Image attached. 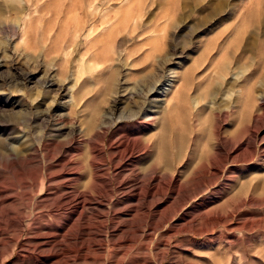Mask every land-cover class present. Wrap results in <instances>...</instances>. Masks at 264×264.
<instances>
[{"label":"rangeland","instance_id":"1","mask_svg":"<svg viewBox=\"0 0 264 264\" xmlns=\"http://www.w3.org/2000/svg\"><path fill=\"white\" fill-rule=\"evenodd\" d=\"M0 264H264V0H0Z\"/></svg>","mask_w":264,"mask_h":264},{"label":"bare ground","instance_id":"2","mask_svg":"<svg viewBox=\"0 0 264 264\" xmlns=\"http://www.w3.org/2000/svg\"><path fill=\"white\" fill-rule=\"evenodd\" d=\"M30 20H31V19H30ZM27 21H28V20H27ZM29 27H30V26H29ZM91 29H92V28H91ZM29 33H30V32H29ZM24 34H25V36L28 34V30H27V29L24 30ZM94 37H95V36H94ZM94 37H93V38H94ZM54 48H55V47H54ZM238 50H239V49H238ZM237 57H238V56H237ZM166 91H169V89H167ZM242 95H243V94H242ZM75 102H76V101H75ZM79 104H80V103H79ZM79 104H78V106H79ZM75 105H76V104H75ZM80 105H81V104H80ZM76 108H77V107H76ZM77 109H78V108H77ZM128 144H129V143H128ZM135 145H136V144H135ZM141 145H142V143H141ZM217 146H218V147H217L218 150L221 149V145H217ZM138 147H139V146H138ZM143 147H144V146H143ZM139 148H140V147H139ZM133 149H134V148H133ZM94 150H96V149H94ZM94 150H93V151H94ZM134 151H135V150H134ZM91 152H92V149H91ZM94 152H95V151H94ZM96 152H98V151H96ZM127 153H128V152H127ZM122 154H123V153H122ZM128 154H129V153H128ZM131 154H132V153H131ZM139 154H140V153H139ZM229 154H230V153H229ZM97 155H98V154H97ZM110 155H111V154H110ZM115 155H116V153H115ZM118 155H119V154H118ZM134 155H135V154H134ZM137 155H138V154H137ZM93 156H94V154H93ZM93 156H92V157H93ZM95 156H96V155H95ZM16 157H17V156H16ZM116 157H117V156H116ZM137 157H138V156H137ZM90 158H91V157H90ZM90 158H88V159L90 160ZM117 158H118V157H117ZM127 159H128V158H127ZM89 160H88V161H89ZM94 160H95V159H94ZM120 160H121V159H120ZM120 160H119V161H120ZM129 160H130V158H129ZM96 161H97V160H96ZM90 162H91V161H90ZM90 162H89V163H90ZM91 163H92V162H91ZM117 163H118V162H117ZM119 163H121V162H119ZM122 163H123V162H122ZM124 163H125V162H124ZM132 163H133V162H132ZM132 163H131V164H132ZM96 164H97V163H96ZM120 165H121V164H120ZM122 166H123V165H122ZM116 167H117V164H116ZM75 168H76V166H75ZM75 168H74V169H75ZM123 168H124V167H123ZM216 168H217V167H216ZM60 169H61V168H60ZM77 169H78V168H77ZM66 170H67V169H66ZM66 170H65V171H66ZM72 170H73V169H72ZM90 170H92V169H90ZM97 170H98V169L96 168V171H97ZM130 170H131V169H130ZM217 170H218V168H217ZM58 171H59V170H58ZM58 171H57V172H58ZM92 171H93V170H92ZM132 171H133V170H132ZM218 171H220V169H219ZM61 172H62V170H61ZM67 172H68V171H67ZM133 172H134V171H133ZM53 173H54V172H53ZM62 173H63V172H62ZM78 173H79V172H78ZM90 173H91V171H90ZM92 173H93V172H92ZM92 173H91V174H92ZM58 174H59V173H58ZM93 174H94V173H93ZM93 174L91 175V177L93 176ZM36 175H37V174H36ZM38 175H39V174H38ZM38 175H37V176H38ZM59 175H60V174H59ZM63 175H64V174H63ZM95 175H96V174H95ZM37 176H36V177H37ZM53 177H54V176H53ZM56 177H57V175H56ZM60 177H62V176H60ZM60 177H59V178H60ZM95 177H96V176H95ZM37 178H38V177H37ZM50 178H52V177H50ZM57 178H58V177H57ZM62 178H63V177H62ZM92 178H93V177H92ZM55 179H56V178H55ZM70 179H71V178H70ZM74 179H76V178L74 177ZM74 179H73V180H74ZM51 180H53V179H51ZM24 181H25V180H24ZM33 181H34V180H33ZM36 181H37V180H36ZM58 181H59V180H58ZM62 181H63V180H62ZM62 181H61V183H62ZM38 182H39V181H38ZM55 182H56V181H55ZM55 182H54V183H55ZM72 182H73V181H72ZM76 182H77V181H76ZM54 183H53V184H54ZM58 183H59V182H58ZM65 183H67V182H65ZM65 183H64V184H65ZM68 183H69V182H68ZM123 183H124V182H123ZM123 183H122V184H123ZM12 184H13V183H12ZM24 184H25V183H24ZM26 184H27V183H26ZM36 184H37V183H36ZM56 184H57V182H56ZM91 184H92V183H91ZM91 184H89V185H91ZM93 184H94V182H93ZM28 185H29V184H28ZM28 185H26V186L28 187ZM30 185H32V184H30ZM51 185H52V184H51ZM51 185H50V186H51ZM94 185H95V184H94ZM16 186H19V185H16ZM56 186H57V185H56ZM59 186H60V185H59ZM59 186H57V187H59ZM74 186L76 187V185H74ZM92 186H93V185H92ZM60 187H62V186H60ZM63 187H64V186H63ZM78 187H79V186H78ZM15 188H16V187H15ZM33 188H34V187H33ZM33 188H32V189H33ZM64 188H65V187H64ZM69 188H71V187H69ZM4 189H5V187H4ZM50 189H52V188H49V190H50ZM54 189H55V187H54ZM75 189H76V188H75ZM34 190H35V189H34ZM37 190H38V189H37ZM62 190H64V189H62ZM89 190H90V189H89ZM59 191H60V190H59ZM137 194H138V193H137ZM85 196H86V195H85ZM85 196H83V197H85ZM85 199H86V198H85ZM59 207H60V206H59ZM135 207H136V206H135ZM62 208H63V206H62ZM57 210H58V208H57ZM199 211H200V210H199ZM61 212H63V211H61ZM68 213H69V211H68ZM64 214H65V212H64ZM60 215H61V214H60ZM62 215H63V214H62ZM30 216H32V215H30ZM51 216H52V215H51ZM53 216H54V213H53ZM195 219H196V218H195ZM35 221H36V220H35ZM35 224H36V223H35ZM37 224H38V223H37ZM21 225H22V224H21ZM116 229H117V228H116ZM113 230H115V229H113ZM113 230H112V231H113ZM118 231H119V230H118ZM137 231H138V230H137ZM27 232H28V231H27ZM108 232H109V231H108ZM138 232H139V231H138ZM141 232H143V231H141ZM122 233H123V232H122ZM126 233H127V232H126ZM176 233H177V232H176ZM47 234H48V233H47ZM144 234H145V233H144ZM106 235H107V234H106ZM106 235H104V236H106ZM146 235H147V234H146ZM104 236H103V237H104ZM111 236H112V235H111ZM114 236H115V235H114ZM112 238H113V237H112ZM43 239H44V238H43ZM46 239H47V238H46ZM128 241H129V240H128ZM130 242H132V241L130 240ZM47 243H48V242H47ZM126 243H127V242H126ZM41 244H42V243H41ZM23 245H24V244H23ZM45 245H47V244H45ZM96 245H97V244H96ZM115 245H116V244H115ZM115 245H114V246H115ZM98 246H99V245H98ZM102 247H104V243H102ZM37 248H38V247H37ZM104 248H105V247H104ZM91 249H93V248H91ZM89 250H90V249H89ZM97 250H98V249H97ZM99 250H101V249H99ZM44 251H46V250H44ZM101 251H103V250H101ZM101 251H100V252H101ZM104 251H105V250H104ZM21 252H22V251H21ZM81 252H82V251H81ZM38 253H39V252H38ZM45 253H46V252H45ZM101 253H102V252H101ZM28 255L30 256V253H29V252H28ZM29 256H28V257H29ZM33 256H34V255H33ZM48 256H49V255H48ZM30 257H31V256H30ZM37 258H38V256H37ZM40 258H41V257H40ZM102 259H103V258H102Z\"/></svg>","mask_w":264,"mask_h":264}]
</instances>
